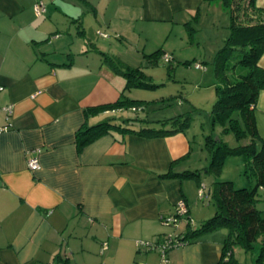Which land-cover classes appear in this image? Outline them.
<instances>
[{"label": "crops", "instance_id": "0c3cea01", "mask_svg": "<svg viewBox=\"0 0 264 264\" xmlns=\"http://www.w3.org/2000/svg\"><path fill=\"white\" fill-rule=\"evenodd\" d=\"M39 1L45 12L37 16ZM217 6L203 0H0V264H164L136 242L186 237L214 215L197 208L182 177H160L173 161L181 172L189 154L183 132L154 138L113 132L83 146L76 134L134 112L93 109L117 101L126 85L102 61L119 45L103 35L135 38L145 59L158 49L166 55L164 37L182 32L196 16L200 23V12ZM255 6L264 8V0ZM72 23L75 34L63 29ZM154 39L159 43L152 46ZM257 65L264 69V56ZM254 111L264 139V90ZM36 150L41 168L30 172L27 158ZM179 202L191 226L186 219L177 226L162 222ZM226 236L225 229L198 234L172 247L167 264H218Z\"/></svg>", "mask_w": 264, "mask_h": 264}, {"label": "trees", "instance_id": "16d2710c", "mask_svg": "<svg viewBox=\"0 0 264 264\" xmlns=\"http://www.w3.org/2000/svg\"><path fill=\"white\" fill-rule=\"evenodd\" d=\"M206 3L219 2L229 14V33L223 47L214 57L216 81L214 83L217 98L211 113L212 124L224 127V131L232 132L236 138L248 137L247 144L230 148L225 143L214 142L208 138L210 163L207 173L219 177L226 158L241 155L245 160V176L250 185L235 189L230 181H216L211 193L214 215L202 223L201 227L183 236L181 243L198 234L225 229L227 236L221 247V257L218 264H236L233 248L239 246L245 253L258 249L254 264H264V214L257 208L264 201V139L259 135L255 105L259 92L264 90V69L257 65L264 56V8L255 6V0H203ZM190 31L191 26L185 25ZM236 56L233 57V54ZM162 49L151 53L147 58H162ZM234 58L230 64V74L224 65ZM102 61L117 71L126 80V88L153 90L158 85L153 84L140 68L118 65L113 58L102 54ZM239 72V73H238ZM125 89L117 101L111 104L94 107L98 110H132L137 113L142 100L129 99ZM133 111V110H132ZM112 120V119H111ZM107 120L92 127H86L77 132L76 140L79 146L90 143L104 134L119 132L120 136L136 134L147 138L169 136L182 133L180 127L172 126L179 121L178 117L159 121L160 125L169 124V129L154 128L147 125L148 121L140 118H126L122 122ZM175 161L167 173L161 178H178L198 176L197 171H174ZM189 226V224H188ZM64 262V261H63Z\"/></svg>", "mask_w": 264, "mask_h": 264}, {"label": "rangeland", "instance_id": "374dc122", "mask_svg": "<svg viewBox=\"0 0 264 264\" xmlns=\"http://www.w3.org/2000/svg\"><path fill=\"white\" fill-rule=\"evenodd\" d=\"M197 19L196 16L193 24H189L192 31L188 28L180 30L182 32L175 29L167 39L164 37L162 39L164 44L160 45L163 46L166 55L153 59L152 62H149L152 60L151 58L142 57L140 46H137L134 37L133 40L131 37L126 41L115 38L106 32L105 36L106 39L108 37L109 42L119 44L113 48V54H110L118 65L136 66L137 64L141 67L144 75L153 84L158 85L153 90L126 88L125 91L132 96L131 98L143 102L137 113L128 111L129 113L125 115L128 117L123 118L145 119L148 121L149 127L163 129H169L171 125H160L159 121L175 117H178L179 121L183 120V124L176 122L172 125L182 129L189 144V154L180 161L177 170L197 171L198 176L182 177L186 193L192 199H195L196 195L197 208L214 210L211 193L216 181H230L235 189L246 188L250 183L244 173L245 160L241 155L226 158L219 177L206 172L210 163L207 148L208 138L214 142L221 140L230 148L247 144L249 138L243 137L238 140L234 133L224 131V127L211 122V113L217 98L213 60L228 36L229 14L218 2L216 8L212 7L211 10L205 8L200 12V23L195 21ZM75 25V23H72L71 26L67 24L63 29L65 31L70 27V30L75 34L77 29ZM158 43L159 40H152V46ZM136 52L139 53V58L135 54ZM235 56L236 53L233 54V57ZM233 57L226 61L224 65L226 68L229 69L230 64L234 62ZM227 73H231L230 69L227 70ZM112 120L122 122L121 118L114 119L113 117ZM200 187H203V200L198 196ZM257 208L264 214V201L259 202ZM194 218L196 222L201 220ZM257 254V248L251 253H245L239 246L233 248L236 264H254Z\"/></svg>", "mask_w": 264, "mask_h": 264}, {"label": "built area", "instance_id": "2783aa9c", "mask_svg": "<svg viewBox=\"0 0 264 264\" xmlns=\"http://www.w3.org/2000/svg\"><path fill=\"white\" fill-rule=\"evenodd\" d=\"M34 10H35V14L37 16H40L45 12V6L41 1H39L35 4ZM99 35L102 36V34H99ZM103 36L106 38L105 35H103ZM164 59L166 60V58H164ZM4 110L8 116L10 113V107L4 108ZM132 110L134 111L135 109L132 108ZM7 120H8V117H7ZM3 129L4 128H0V130H3ZM38 152H39V150L34 151L27 158V169L30 172L39 171L41 168L40 164H39L38 156H37ZM203 187H200L198 190V196L201 200L203 199V195H204V193L202 192ZM187 214H188V210H187L185 203L179 202L176 205L175 214L171 217L163 218L162 222L166 225L177 226L179 220L186 219L187 224H189V226H191L192 221L190 220V218L187 217ZM181 238L182 237L178 236V235L165 236V237H163L157 241H154V242H140L139 241V242H136V244L137 245H143V246L147 247V249H149V250L156 251L158 253V255L160 256L161 261L164 264H167V262H168V258H167L168 251L174 246L181 245L182 244L181 240H180Z\"/></svg>", "mask_w": 264, "mask_h": 264}]
</instances>
